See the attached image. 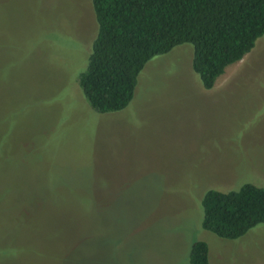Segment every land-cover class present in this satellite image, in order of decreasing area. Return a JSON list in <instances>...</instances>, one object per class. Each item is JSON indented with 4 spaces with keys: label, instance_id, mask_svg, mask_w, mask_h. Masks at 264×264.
I'll list each match as a JSON object with an SVG mask.
<instances>
[{
    "label": "rangeland",
    "instance_id": "1",
    "mask_svg": "<svg viewBox=\"0 0 264 264\" xmlns=\"http://www.w3.org/2000/svg\"><path fill=\"white\" fill-rule=\"evenodd\" d=\"M94 20L91 0H0V264H189L196 240L210 264H264V224L202 227L208 188L264 186V35L212 89L177 45L102 113L75 78Z\"/></svg>",
    "mask_w": 264,
    "mask_h": 264
},
{
    "label": "trees",
    "instance_id": "2",
    "mask_svg": "<svg viewBox=\"0 0 264 264\" xmlns=\"http://www.w3.org/2000/svg\"><path fill=\"white\" fill-rule=\"evenodd\" d=\"M91 8L94 39L91 49L90 43L84 46L85 59L75 78L90 105L102 113L125 109L146 64L177 45H192V68L202 86L212 89L226 68L242 60L264 35V0H91ZM44 33L61 45L70 43L66 36L63 41V31L46 28ZM3 145L0 139V150ZM204 193V229L236 239L264 224V186L245 182L237 189L211 187ZM77 208V213L89 214L88 206ZM189 264H210L206 240L194 241Z\"/></svg>",
    "mask_w": 264,
    "mask_h": 264
}]
</instances>
